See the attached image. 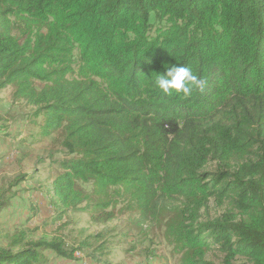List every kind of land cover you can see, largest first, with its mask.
Returning <instances> with one entry per match:
<instances>
[{"label": "trees", "instance_id": "trees-1", "mask_svg": "<svg viewBox=\"0 0 264 264\" xmlns=\"http://www.w3.org/2000/svg\"><path fill=\"white\" fill-rule=\"evenodd\" d=\"M176 64L203 91L156 88ZM8 86L43 119L38 137L61 134L62 214L163 223L179 264H264V0H0ZM210 199L225 209L201 220ZM45 250L73 254L41 239L0 264Z\"/></svg>", "mask_w": 264, "mask_h": 264}, {"label": "rangeland", "instance_id": "rangeland-1", "mask_svg": "<svg viewBox=\"0 0 264 264\" xmlns=\"http://www.w3.org/2000/svg\"><path fill=\"white\" fill-rule=\"evenodd\" d=\"M12 93L11 86L0 89V249L16 252L30 241L46 239L61 242L73 253L71 259L45 250L38 251L33 264H179V254L164 238L163 223L138 225L136 214L117 211L112 222L100 226L85 213H61L51 195L58 163L65 159L61 134L38 137L43 119L34 120L35 109L14 101ZM224 209L210 199L201 220L216 218ZM20 238L21 244H14ZM219 256L216 250L210 253L216 262Z\"/></svg>", "mask_w": 264, "mask_h": 264}, {"label": "clouds", "instance_id": "clouds-1", "mask_svg": "<svg viewBox=\"0 0 264 264\" xmlns=\"http://www.w3.org/2000/svg\"><path fill=\"white\" fill-rule=\"evenodd\" d=\"M206 81L193 73L191 68L181 64L171 65L163 74H159L155 87L164 95L190 97L194 90L203 91Z\"/></svg>", "mask_w": 264, "mask_h": 264}]
</instances>
